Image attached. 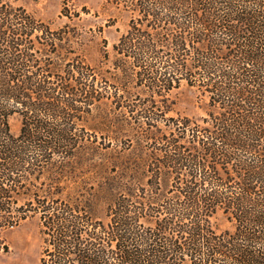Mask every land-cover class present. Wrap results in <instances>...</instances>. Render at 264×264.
<instances>
[{"label":"trees","instance_id":"1","mask_svg":"<svg viewBox=\"0 0 264 264\" xmlns=\"http://www.w3.org/2000/svg\"><path fill=\"white\" fill-rule=\"evenodd\" d=\"M16 1L0 0V229L38 215L40 264H264V0H117L110 79ZM181 84L207 97L199 121L155 105ZM108 101L171 133L107 162L97 191L76 164Z\"/></svg>","mask_w":264,"mask_h":264},{"label":"rangeland","instance_id":"2","mask_svg":"<svg viewBox=\"0 0 264 264\" xmlns=\"http://www.w3.org/2000/svg\"><path fill=\"white\" fill-rule=\"evenodd\" d=\"M15 5L23 7L34 18L48 24L51 29L64 30V46L81 55L88 64L101 66L106 72V77L112 78V45L125 33L131 17L130 12L118 4L117 0H17ZM104 50L109 53L108 62H102ZM165 98L163 102L155 103L163 111L165 119L188 118L199 121L206 116L207 97L195 88L181 84ZM102 118L111 119L108 126L99 127L97 120ZM132 118L130 114L115 110L109 101L91 109V117L85 124L87 140L82 142L85 152L77 160L76 167L77 172H81L78 176L89 177L88 182L97 191L100 190L98 183L105 176V172L111 171L106 169L111 160H124L125 156L142 163L147 157L145 147L147 148L150 142H163L156 140L169 138L170 121H162L163 123L148 133L134 124L127 123L134 122L135 119ZM10 125L12 133L17 135L19 118L11 119ZM103 164L104 168L101 166ZM114 170L122 173V168L116 167ZM104 212L105 204L101 203L98 215L102 217ZM217 227L223 230L228 224L220 219ZM39 228L38 215H29L14 227L0 229V264H40Z\"/></svg>","mask_w":264,"mask_h":264}]
</instances>
